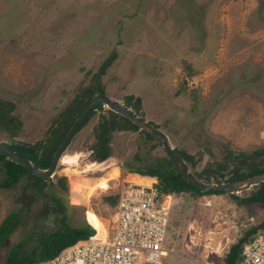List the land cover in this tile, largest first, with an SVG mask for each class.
Segmentation results:
<instances>
[{
	"label": "rangeland",
	"instance_id": "obj_1",
	"mask_svg": "<svg viewBox=\"0 0 264 264\" xmlns=\"http://www.w3.org/2000/svg\"><path fill=\"white\" fill-rule=\"evenodd\" d=\"M259 1L0 0V98L12 103L21 121L14 138L44 140L52 123L62 128L68 122L72 113L61 116L68 104L88 102L100 87L123 102L126 95L138 97V115L155 123L172 147L192 154L194 163H185L200 181H218L210 176L218 165L229 170L230 162L223 161L228 150L255 154L259 148L256 156L264 161V0ZM116 121L106 105L92 110L62 151L53 184L45 187L62 198L71 224L106 227L113 203L105 196L123 180H153L127 174L126 167L166 160L154 137L138 128L118 129ZM2 138L7 136L0 131ZM59 175L66 190L55 182ZM101 181L90 196L74 185ZM22 183L0 187V220L23 204L28 189L22 191ZM250 187L167 193V252L160 263L223 264L228 246L263 217L258 203L237 199ZM23 219L0 247V263L8 246L31 228L57 223L39 194Z\"/></svg>",
	"mask_w": 264,
	"mask_h": 264
},
{
	"label": "trees",
	"instance_id": "obj_2",
	"mask_svg": "<svg viewBox=\"0 0 264 264\" xmlns=\"http://www.w3.org/2000/svg\"><path fill=\"white\" fill-rule=\"evenodd\" d=\"M263 0H260V4ZM108 62V60H106ZM187 70L189 65L185 62ZM98 94H103V90L97 87ZM92 99V98H91ZM76 103H79L78 105ZM87 102L81 103L78 99H75L72 103L68 104L61 112V116H68L70 119L64 127L60 128L54 126L52 123L51 129L47 132V136L44 140L32 143L31 146L25 147L22 145L8 144V147L14 149L18 153L28 158L35 166L44 168L48 165L51 154L55 149L58 142L63 137L68 126L74 119V117L80 112V110L86 105ZM124 103L126 105L132 104V110L138 114L139 110V98L126 95ZM77 105V106H75ZM12 103L0 98V131L11 139L18 133L21 121L19 117L11 112ZM101 107V105H97ZM113 112V111H112ZM89 116V115H88ZM87 116V117H88ZM87 117L81 122L80 126L87 119ZM57 122L62 123L61 118ZM149 122V121H148ZM157 127L155 123L149 122ZM116 126L118 129H137V126L130 122L126 117L117 114ZM141 130V129H140ZM145 136L152 137L147 132L141 130ZM184 162L194 163L192 154L187 153L182 149L173 147ZM253 153L239 152L234 154L233 150H228L224 156L226 162H230L231 167L226 172H222L221 168H213L211 173L216 172L220 176L228 174V180L240 179L264 170V161L258 159L256 155L261 154L260 149L253 150ZM231 156V160L228 158ZM234 159L235 164L233 163ZM167 165H171L172 169H167ZM205 168L202 169V171ZM128 172H136L142 175H154L156 176V187L160 192H178V191H191L194 193H205L209 191H200L186 182L181 174L177 171L175 166L166 157V160L158 159L156 164L148 165L144 168L141 167H126ZM0 187L8 188L14 186L19 180H23L21 184L22 191L28 189L25 198L23 197L22 203L17 208L8 211L0 220V247L3 245L5 239L9 233L20 223L23 222V217L27 213L31 201L36 194L45 197V200L49 203L51 210L55 213L56 225L51 229L31 228L27 234L21 236L16 241L12 242L5 253V256L0 264H34L35 262L45 259L53 254L61 247L75 241L76 239L85 237L88 234L93 233L94 236L99 235L100 230L93 224L86 223L84 221L71 224L67 220L65 213V205L63 200L58 195L50 194L46 191V186L51 185V177L42 178L29 172L26 168L20 164L14 162L11 159L6 158L0 152ZM210 174V173H209ZM55 182L64 190L67 189L65 183V177L63 175L56 176ZM213 192H220L219 190ZM105 198L114 203L116 194L106 195ZM240 202H256L263 208V217L255 225L247 228L241 236H239L234 242H232L226 250L223 257V264H234V261L239 256V251L242 243L258 229L264 227V180H261L253 184L248 193L237 197ZM33 237V243L29 244V237Z\"/></svg>",
	"mask_w": 264,
	"mask_h": 264
},
{
	"label": "built area",
	"instance_id": "obj_3",
	"mask_svg": "<svg viewBox=\"0 0 264 264\" xmlns=\"http://www.w3.org/2000/svg\"><path fill=\"white\" fill-rule=\"evenodd\" d=\"M123 180L113 194L115 202L103 238L93 233L56 250L34 264H158L167 252L169 204L156 187ZM234 264H264V227L243 243Z\"/></svg>",
	"mask_w": 264,
	"mask_h": 264
},
{
	"label": "water",
	"instance_id": "obj_4",
	"mask_svg": "<svg viewBox=\"0 0 264 264\" xmlns=\"http://www.w3.org/2000/svg\"><path fill=\"white\" fill-rule=\"evenodd\" d=\"M97 105H106L107 108L126 117L130 122L135 124L138 129H141L152 137H154L162 146L166 156L175 166L177 171L181 174L182 178L188 182L190 185L195 187L200 191H209L213 192L216 190L219 191H228L236 192L246 188H249L251 185L264 180V170L240 179L228 180L227 175L220 176L218 173L213 172L212 175L215 180L214 182H203L194 177V175L189 171L184 160L179 156V154L174 150V148L169 144L166 134L161 131L158 127L150 124L146 119L142 118L140 115L136 114L128 105L123 101H120L115 98H111L106 94L95 95L90 99L86 105L80 110V112L74 117L67 130L65 131L63 137L56 145L53 150L49 163L46 167L41 168L35 166L28 158L18 153L14 149L8 147V144L13 145H22L29 147L32 143L22 140L20 138H2L0 140V152L8 159L13 160L14 162L20 164L26 168L29 172L34 175L40 176L42 178L51 177L54 174L55 167L58 163V160L62 154V151L68 144L69 140L73 136L74 132L78 129L81 122L94 110ZM236 153V152H234ZM221 178V180H220Z\"/></svg>",
	"mask_w": 264,
	"mask_h": 264
},
{
	"label": "bare ground",
	"instance_id": "obj_5",
	"mask_svg": "<svg viewBox=\"0 0 264 264\" xmlns=\"http://www.w3.org/2000/svg\"><path fill=\"white\" fill-rule=\"evenodd\" d=\"M61 157V156H60ZM59 160H60V158H59ZM137 177H139V175H137ZM142 181V178H138V180L137 181H134V182H141ZM75 185V189L76 190H78L79 192H81V193H83V194H85V195H87V196H90V195H92L93 193H95L96 192V190H97V188L98 187H101V186H103V182L101 181V182H98L97 184H95V185H93V186H88V185H84V184H79V183H75L74 184ZM102 189V188H101ZM105 189V188H104ZM107 189V188H106ZM101 191V190H100ZM98 194V193H97ZM165 197L166 196H164V199H165ZM164 203H166L167 202V199H165L164 201H163ZM97 227L99 228V230H100V233H99V237L100 238H103V236H104V230H103V228L101 227V225H99V223L97 222ZM158 264H161V263H158Z\"/></svg>",
	"mask_w": 264,
	"mask_h": 264
},
{
	"label": "crops",
	"instance_id": "obj_6",
	"mask_svg": "<svg viewBox=\"0 0 264 264\" xmlns=\"http://www.w3.org/2000/svg\"><path fill=\"white\" fill-rule=\"evenodd\" d=\"M130 173H136V172H129V173H127V174H130ZM136 174L142 176V174H139V173H136Z\"/></svg>",
	"mask_w": 264,
	"mask_h": 264
},
{
	"label": "flooded vegetation",
	"instance_id": "obj_7",
	"mask_svg": "<svg viewBox=\"0 0 264 264\" xmlns=\"http://www.w3.org/2000/svg\"><path fill=\"white\" fill-rule=\"evenodd\" d=\"M228 179V178H227Z\"/></svg>",
	"mask_w": 264,
	"mask_h": 264
}]
</instances>
